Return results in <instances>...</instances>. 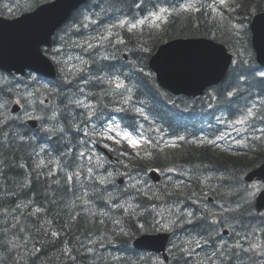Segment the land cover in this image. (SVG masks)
Masks as SVG:
<instances>
[{
	"label": "trees",
	"instance_id": "obj_1",
	"mask_svg": "<svg viewBox=\"0 0 264 264\" xmlns=\"http://www.w3.org/2000/svg\"><path fill=\"white\" fill-rule=\"evenodd\" d=\"M100 1L104 8L120 10L131 16L144 10L146 4L141 6V10L133 8L137 2L142 1L150 3L156 1L158 5L177 7L169 21L159 31H140L136 35L122 33L126 43L117 49L127 51L131 60L145 71L149 55L164 41L177 37H206L219 41L231 49L244 47L246 52L243 55L244 59L229 70L225 80L207 92L204 97L196 99L194 106L199 107L200 111L207 112L199 116L196 115L198 110L193 107L184 115L177 112V104L173 101H177L181 106L193 105L192 102L172 98L160 91L154 78L149 77L146 72L141 73L136 69L127 71L126 73H130L126 75L127 80L135 82H132L135 98L154 117L163 119L170 128L178 124L176 126L178 129L192 133L198 129L205 130V127L212 125L227 107H233L232 103L227 104L226 101H238L241 104L256 102L262 109L254 120H261L264 126V78L259 76V72L262 71L257 69L251 56L249 33L244 22L253 12L264 11V0L238 1L235 7L238 16L227 19L229 23L232 20L238 22L237 27L231 24L230 36H225L228 30L223 29L225 28L223 23L214 19L218 16L211 13L201 0ZM38 2L39 0L34 1L35 4ZM188 5H191L189 10H183V7ZM75 17V15L72 17V22H76ZM82 53V56L91 60L93 70L97 67L94 74L96 76L99 74L119 76L126 71L125 66L114 56L106 61L96 58L97 54L94 55V59L91 58V54L86 55L83 51ZM74 79L77 77H68L67 80L61 78L54 88L58 97L54 103L58 119L46 129L49 132H46L45 139L51 144L53 150L51 151L56 157V171H53L51 161L48 162L50 166L46 167L45 164L41 165V162L37 163L32 153L25 151L22 143L12 141L7 133H14L15 136L21 133L15 128L8 127L6 119L0 117V255L3 261L1 264H124L121 263L120 257L115 256H119L121 250L129 247L130 237L152 231L156 214L161 212L168 201L187 200L186 196L192 195L197 199L203 192L200 191L202 182L204 189L211 190L210 195L218 204L224 203L221 227L231 228L234 233L240 235L264 229V223L260 225L253 222L251 216L248 218L245 215L246 210L240 204V195L243 196V192L238 193L240 173L255 168L264 159V130L259 137L249 142L253 151L248 152L252 154L251 157L218 153L208 147L189 146L166 159H152L149 164L161 170L167 169L166 161L169 164L190 167L186 169L192 170L188 173L192 180L190 183L185 182L181 188H174L167 183L159 188L157 194L150 192L147 197L145 184L121 188L115 184L113 175L124 171L130 176L132 172L130 169H134L138 175L143 176L149 167L147 162L140 165L136 162V165L131 164L130 167L128 163L110 166L95 159L84 168L78 166L79 155L75 151L80 138H77L74 130L83 116L76 112H68V109L72 108L70 104L76 103L74 92L77 87L74 85V88H69L74 84L69 82ZM97 79L95 77L93 81H88L87 87L94 98L100 97L99 106H104L111 93L108 88L95 91ZM78 82L79 80L75 84ZM5 89L0 87V95L3 93L4 97L6 96L5 101L8 102L7 99L11 98L10 90ZM60 94L68 97L59 98ZM0 116H3L1 110ZM224 190L237 192L238 200L226 198L223 195ZM193 208L199 210L200 207L194 205ZM172 215L178 216L176 212ZM237 216L240 217L236 219ZM226 218L230 220L227 221ZM210 223L211 219L204 211L203 217L196 221L195 228L186 226L187 233L208 239L215 233V229L210 228ZM209 243L215 249L213 240ZM142 263L139 257H135L132 264Z\"/></svg>",
	"mask_w": 264,
	"mask_h": 264
},
{
	"label": "water",
	"instance_id": "obj_2",
	"mask_svg": "<svg viewBox=\"0 0 264 264\" xmlns=\"http://www.w3.org/2000/svg\"><path fill=\"white\" fill-rule=\"evenodd\" d=\"M82 1L58 0L15 22L0 20V68L16 71L30 68L50 76L51 66L40 54L39 48L48 44L54 28ZM250 28L257 61L264 66V15L257 16ZM214 46L206 41H172L158 49L149 65L157 74L161 86L174 92L200 93L205 87L218 82L228 66L223 50ZM255 177L264 180V164L249 179ZM161 237L140 238L135 247L161 251L164 244ZM155 241L160 247L153 245Z\"/></svg>",
	"mask_w": 264,
	"mask_h": 264
},
{
	"label": "rangeland",
	"instance_id": "obj_3",
	"mask_svg": "<svg viewBox=\"0 0 264 264\" xmlns=\"http://www.w3.org/2000/svg\"><path fill=\"white\" fill-rule=\"evenodd\" d=\"M218 1H220L221 2V0H218ZM224 1H226V0H224ZM155 21H156V19H154ZM62 55H58V56H56L55 58H53L52 57V59L55 61H58V60H61L62 59ZM63 61H66L67 59L66 58H63L62 59ZM72 60V59H71ZM81 60V59H80ZM80 60H77V61H80ZM73 61V60H72ZM66 63V62H65ZM78 65V63L77 64H75V66H77ZM75 66H74V63H73V65H69V66H67L66 67V69H68V71H71V70H73V69H75ZM4 106V105H3ZM1 110V109H0ZM26 116H28L27 115V113L25 114ZM237 125H239V124H241V123H236ZM111 128L113 129V131L112 132H109V131H107V134H106V136L109 138V140H111V141H113V142H115V143H118V144H120V141H123V140H125L128 144H129V142L126 140V139H124L122 136H118V135H116V133L117 132H125L123 129H121V128H117V126L115 125V124H112V126H111ZM133 138H136V139H138L136 136H133ZM11 140L12 141H18L17 139H16V137H15V135H13V136H11ZM156 141L160 144V146H161V148L162 147H164V146H170V147H173L174 146V144H175V142L173 141V140H169V139H165V138H161V137H159V136H157L156 137ZM232 142V138H231V140L229 141V143H231ZM13 145V144H12ZM130 145V144H129ZM131 146V145H130ZM140 146V145H139ZM139 146H137V147H139ZM133 147V146H132ZM134 148V147H133ZM15 150V149H14ZM11 165H14V164H11ZM179 175L180 174H182V177H183V179H182V181L183 182H185V181H187L188 180V178H189V176L187 175V173H188V171L187 170H184L183 171V169H180L179 171ZM167 180H169V178L167 179ZM166 180V181H167ZM172 180H174L173 178H172ZM171 180V181H172ZM136 181V177L134 176V179H133V182H135ZM178 181L179 180H177V181H175L174 183H178ZM168 182V181H167ZM260 189H262V185L260 184V183H253L252 184V186L249 188V197H253V195L254 194H256ZM179 208V207H178ZM177 208V209H178ZM215 208H216V210L217 211H219L220 213H221V211H222V208L219 206V205H217V206H215ZM164 211H166V212H168V213H164V214H167V215H165V216H162V217H165V218H163L162 219V221H161V223L163 224V225H165V226H167L169 229H171L173 232H175V235H176V239H175V241H174V244H173V250H178L180 253H182V254H184V257L185 258H187L188 257V255H187V253H186V248H187V244H185L182 240H183V237L184 236H182V235H178L177 233H176V230L178 229V227L180 226V225H182V224H184V221H181V222H179V223H177V222H175V220H174V218H176L175 217V215H172L173 213H172V211H170V209H163ZM160 211H162V209L160 210ZM183 211H181L180 213H182ZM177 214H179V213H177ZM264 215V214H263ZM172 218V219H170V218ZM240 216H237L236 217V219L237 218H239ZM237 223H240V222H238V221H236ZM244 222V221H243ZM264 223V222H263ZM263 223H258V224H260V225H262ZM175 225V226H174ZM160 226V223H156V227H159ZM227 226V225H226ZM228 228V227H227ZM264 231V230H263ZM258 232H260V231H258ZM261 233H262V231H261ZM253 248H255V246H253L252 247V249ZM254 250V249H253ZM260 254V253H259ZM247 257V256H246ZM245 257V258H246ZM258 260H257V263L256 264H264V255L263 256H261V255H258ZM204 264V263H203Z\"/></svg>",
	"mask_w": 264,
	"mask_h": 264
},
{
	"label": "bare ground",
	"instance_id": "obj_4",
	"mask_svg": "<svg viewBox=\"0 0 264 264\" xmlns=\"http://www.w3.org/2000/svg\"><path fill=\"white\" fill-rule=\"evenodd\" d=\"M9 93V92H8ZM6 97V96H5ZM4 97V94L2 93V95H0V102H1V106H0V109H2V107H3V105H5L6 103V98ZM2 111V110H1ZM0 117H3L4 119H6V121H7V123H6V125H8V127H10L11 129H13V128H15L16 130H17V132H20L21 133V135L22 134H25V132H23L22 131V129H21V127L19 126V125H17V124H14V122H12V121H10V120H8L7 118H5L4 117V114H3V116H0ZM4 123V124H5ZM9 134H11V132H9V133H7V135H9ZM14 135V134H13ZM10 136V135H9ZM11 137V136H10ZM186 183H190V182H186ZM210 187H212V186H210ZM204 191H208V192H210V194H211V190L210 189H204ZM204 195H205V193H204ZM210 198L212 199V200H214V201H216L215 200V198H213L212 197V195H210ZM197 199H199V196H198V198ZM201 204H202V202H201ZM217 205H219L221 208H223L224 207V203L223 202H220L219 204L217 203V201H216V205L215 206H217ZM208 210V209H207ZM227 219V221H229L230 220V218H226ZM175 220V222H177V223H179V222H181V221H184V224H182V225H180L179 227H178V229L176 230V233L179 235H182V236H184L183 237V242L185 243V244H187V245H191L196 239H198V240H200V241H211V240H213V243H214V245H215V249H216V246L217 245H219V244H221L222 242L219 240L220 239V237H218L215 233L214 234H212L210 237H208V239H203V238H201L200 236H198V235H196V234H188L187 233V229H186V221L184 220V215L183 214H178V216L174 219ZM175 226V225H174ZM264 230V229H263ZM262 230V233H264V231ZM173 232V231H172ZM261 232V231H260ZM174 234H175V232H173ZM236 234H238L237 232H236ZM238 235H240V234H238ZM209 243V242H208ZM242 252V251H241ZM175 255H177V256H175ZM118 258V257H117ZM250 260H254V259H250ZM176 261H179L180 263L179 264H205V260L203 259L202 261H200L199 263H194V261L192 260V259H190V257H187V258H185L184 257V254H182V253H180L178 250H173V253H172V261H171V263L170 264H174V262H176ZM184 261H185V263H184ZM222 263L223 264H225V263H227L226 261H225V259H222Z\"/></svg>",
	"mask_w": 264,
	"mask_h": 264
},
{
	"label": "snow or ice",
	"instance_id": "obj_5",
	"mask_svg": "<svg viewBox=\"0 0 264 264\" xmlns=\"http://www.w3.org/2000/svg\"><path fill=\"white\" fill-rule=\"evenodd\" d=\"M221 3H224V0H221ZM186 7H191V5H188V6H186ZM167 11H168L167 9H160V12H161V13H164V12H167ZM153 15H154V18H155L156 20H160V19H162V17H161L159 14H153ZM125 23H126V21H120V26L123 27V26L125 25ZM144 23H145L144 20H140V21L138 22L139 25H143ZM137 27H138L137 24H132V25L130 26V28H129V31H132V30L136 29ZM119 86H121V85H118V87H119ZM81 103H82V102H81ZM251 115H252V112L249 111V112H248V116H251ZM145 119H147V117H145ZM246 119H247V117H245L244 119H241L240 121H238V123H244ZM118 127H119V126L117 125V128H118ZM108 131H109V132H112L113 129H112V128H109ZM116 135H118V136H122V137H123L124 139H126V140L129 142V144H130L131 146H133V147H137V146H139V145L141 144V142H142L140 139L133 138L132 134L129 133V132H127V131L122 132V133H121V132H117ZM181 139H183V137H181ZM143 142H144V143H149L150 141L144 140ZM189 223H191V221H189Z\"/></svg>",
	"mask_w": 264,
	"mask_h": 264
}]
</instances>
